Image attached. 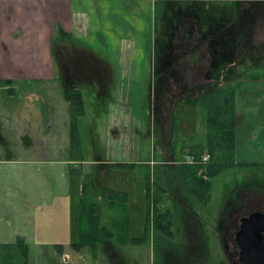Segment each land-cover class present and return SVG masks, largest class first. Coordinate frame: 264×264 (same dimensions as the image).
Masks as SVG:
<instances>
[{
  "label": "rangeland",
  "instance_id": "rangeland-1",
  "mask_svg": "<svg viewBox=\"0 0 264 264\" xmlns=\"http://www.w3.org/2000/svg\"><path fill=\"white\" fill-rule=\"evenodd\" d=\"M154 2L152 5L153 16L158 12V9L163 8L162 5L156 3V1ZM131 3V1H124L116 2L115 5L119 11L124 12L126 7L131 6ZM231 4L233 3L219 6L212 5V8L214 12L223 10L225 13L231 14L233 12L235 14L234 7ZM206 5L211 8V4ZM135 12L134 10L133 14ZM260 13L258 8H253L250 3H246L243 11L245 24L234 30L236 42H242L243 47L249 44L253 47L254 33L258 34V30L254 29V23L255 19L259 18ZM262 14L264 15V13ZM154 18L156 20V17ZM140 21V29L135 31L132 41L124 44L127 47L123 51L127 53V58H124L126 62H130L132 51L136 55L132 61L133 67L136 69L133 73V81L131 83L107 82V87L97 85H80L79 87L84 101L83 109L85 110L84 116L81 117L78 123L80 126L82 123L81 127L78 126V136L81 138V147L85 149L81 153L80 159L82 158L83 163L88 161L89 164L84 166L83 169L77 168L74 175H79L82 178V173L87 175L83 204L91 200L97 201V197L103 198L104 189L126 194V201L123 204L118 203L119 198L117 201L116 196H112L111 200L114 201L117 209H108L105 202H97L100 224L102 225L111 224L112 220H115L116 224H128L131 228L130 236L135 239L148 238L145 229L147 226L149 227L150 238L143 242L142 246L129 245L121 247L132 264H173L175 260L183 262L181 264H231L222 247L221 218L226 216L227 211L235 203L236 192L239 188H250L257 182L264 184L263 178L260 177L262 175L256 170L243 169L241 166L223 168L212 179L209 200L206 203L198 202L193 196L186 193L178 198L173 194L171 188H166L167 194L161 195V197L163 196L162 201L157 204V208L164 213H168L171 222L170 229L173 234L167 238L161 234L154 237L152 232L150 214H147L146 178L150 180L151 186L154 188L153 181L160 176L159 174L163 168L162 164L164 163L161 156L163 151L162 148H159V134L157 133V136L153 130L154 121L160 124L158 117L160 113L158 112L155 115L154 111L160 89V96L165 103L164 108L168 110L171 107L169 101L178 90L175 86L174 75L178 79V74H180L185 79L186 70L177 67L178 70L171 71L169 77L174 82L167 81L164 87L159 86L157 81L151 80L159 69L168 66L166 62L163 63L162 61L163 57L161 55L165 51H157L154 48L155 39L161 41L159 31L161 23L159 20L156 22V32L154 33V20L153 30H150L147 25V17H143ZM262 31L264 30L262 29ZM169 39L170 37L165 42L166 46L169 44ZM180 39L183 40V37H180ZM258 41L259 48H262L260 43H264V41L259 39ZM178 43V37L173 36L171 38L172 47L169 50L172 56L177 53L172 49ZM94 44L96 48L93 52L96 56L104 57L108 55L110 63L114 65L121 59L120 54L122 51H117V49L123 46L122 43L119 42L118 46L112 44L109 48L103 49L100 47L103 41L97 37ZM241 48L242 46H240ZM226 53L230 55L231 52L225 51V55L222 57H227ZM218 54V52L214 53L212 58V61H214L212 63L213 67L216 68V71L210 74V80L212 81L220 75L217 70L223 66L227 67L226 64L217 66L219 62ZM208 60L200 61V63L203 64ZM235 60L239 61L240 59L235 58ZM244 60L247 61L248 59ZM85 64L95 69L100 63L95 59L87 58ZM231 65L233 64H229L228 67ZM189 75L190 72L188 71L187 76ZM40 80L30 79L25 82L26 80L17 78V81L11 85V94L6 92V87L10 86L0 85L1 116L4 117L7 113H11L13 107L22 121V123H18L16 120V129L11 128L8 133L2 132L4 134L2 140L0 139V157L11 156L20 159L68 157L63 148L70 144L69 137L72 133V127L69 126L70 120L67 118L64 125L57 120L52 127L48 128L50 122L47 118L50 112L46 111V104L23 103L20 100L26 97L44 99V97L51 95L62 96V87L59 86L58 90L54 87L58 84L57 81ZM179 82L177 81L176 84ZM167 86H169V89L166 90ZM94 96L97 98H94ZM178 104L175 116L176 130L172 133V143L175 145L172 150L175 155L180 154L181 149L184 147L204 145L206 142L205 129L203 128L205 119L203 108L197 103L180 102ZM243 111H241L242 116H244ZM163 113L164 111L160 114L161 121L166 120V123L167 119L166 116H163ZM61 117L60 115V117L53 118L55 120ZM251 121V119H247V125L241 127L242 134L255 127L250 126L249 128L248 124ZM165 132H167L166 129ZM163 135H161V138ZM244 141L245 139L242 137L241 145ZM70 148L77 149V146L71 145ZM114 163L124 164L118 166ZM169 179H174L178 187L181 185L175 178L170 177ZM79 181L82 184L80 177ZM156 187H158L159 194V188H162V186L157 185ZM253 193V188H250L248 195L254 196ZM80 197L82 198L81 195ZM249 200L250 204L253 203V198ZM228 202L230 206H228ZM57 206V209H51L37 219L38 228L45 227V225H62L64 221L67 224L72 223L75 214L78 212L79 203L71 202V209L68 212L71 213L73 208L74 213L69 217L63 215L61 203H58ZM120 211L124 214L122 218L119 214ZM38 236L40 235L38 234ZM40 237L44 236L41 235ZM85 250L89 253L85 254V257L92 260L95 254H92L89 248ZM51 252V247L48 246L47 252L45 251L47 264H58L59 259L53 258Z\"/></svg>",
  "mask_w": 264,
  "mask_h": 264
},
{
  "label": "crops",
  "instance_id": "crops-1",
  "mask_svg": "<svg viewBox=\"0 0 264 264\" xmlns=\"http://www.w3.org/2000/svg\"><path fill=\"white\" fill-rule=\"evenodd\" d=\"M124 1H131V6L126 7L124 12L119 11L115 3ZM154 1L159 0H0V85L10 86L6 87V92L11 94V85L17 81V78L26 80L25 82L30 79L57 81L58 84L54 86L55 88L62 87V83L66 80L76 83L77 87L80 85L89 86L90 83L96 85L95 82L98 80L109 83H131L136 70L132 61L136 55L132 51L130 62H126L124 58H127V53L123 51L127 46L124 44L133 40L135 31L140 29V20L143 17L148 18L147 25L150 30H153V20L155 26L152 8ZM184 1H199L195 2V5L190 2L189 10L200 9L208 15L206 17L208 19L205 20V29L201 30L197 25V29L192 31V36L197 39L206 37L210 51L213 50L211 46L213 41L217 39L221 41L217 47L221 50L218 51V58L225 55V51L228 50L227 45L231 38L230 26L236 24V28H238L245 24L243 11L246 3L253 6L254 2H257V6H260L258 9L261 13L254 23V29L258 30V34L254 33L253 39L264 41V31H262V29L264 30V15L262 14L264 0H238L242 13L237 19H234L235 14L232 10V13L228 14L223 10L214 12L212 8V5L219 6L234 2H226V0ZM159 4L165 5L164 2ZM206 4H211V8H208ZM231 5L234 7V4ZM134 10L136 12L133 14ZM236 28L232 29L233 33ZM60 31L71 35L75 41H72L73 43L63 42L59 37ZM187 34L190 35V32ZM185 36V39L190 40ZM97 37L103 41L100 46L103 49L109 48L112 44L118 46L119 42L122 43L123 46L117 49V51H122L121 59L114 65L110 63L108 55L100 57V62L103 64L97 68V75L89 76L86 73L90 69H83L84 75L77 74L75 78H66L61 70V65L64 64L63 51H95L94 41ZM162 42L165 47L164 36ZM213 56L214 53H209V60L199 64L205 66L208 71H216L212 64ZM219 65H222L220 61L217 66ZM68 67L67 70L71 72L72 67ZM175 70H178L175 66H164L151 80L157 81L159 86L164 87L167 81L174 82L169 76L171 71ZM223 70L224 68L221 67L217 71L223 72ZM174 76L176 83L180 78L177 79L176 75ZM251 90H254L256 95L254 98L259 96L263 102L264 82H245L239 83L237 86V95L241 104L249 96H252L249 92ZM259 90L261 91L258 94ZM20 100L23 103L46 104L45 109L50 112L47 118L50 122L48 128L52 127L57 120L63 125L67 118L70 120L68 107H66L67 102L62 96H46L44 99L26 97ZM242 106L244 111L238 107L237 112L241 114L243 111L245 122L247 110L244 105ZM12 110L4 117L0 114L1 140L4 134L2 132L8 133L11 128L16 129V120L18 123H22L17 111L13 107ZM238 113L236 116L235 159L239 162H263L264 147L261 146L264 144V132L254 135L253 132L247 131L242 134L239 125L243 124V121L238 124ZM60 115L61 118L54 120L53 117H60ZM263 116L264 106L259 109V118L264 119ZM76 120L78 124L80 120ZM245 125H247L246 122ZM78 126L81 127L82 123L81 126L79 124ZM242 137L245 139L243 145H241ZM67 146L63 148L67 152V158L0 157V246L13 245L18 238L23 239L27 247L28 264H47L45 251L47 252L48 246L51 247L52 257L59 259L58 264H132L121 247L142 246L143 243H128L127 238L118 233V229L120 230L122 227L115 225L113 220L111 224L99 225L100 230L104 231V235L100 236L97 247L80 248L76 246L80 241L79 199H81L82 184L79 177L83 182L85 174L82 173L83 178L74 174L77 168L83 169L89 163H87L88 161L79 162L82 160V158L80 159L81 153L85 151L81 145L77 146V149H71L70 142ZM259 148L261 149L259 150ZM71 169H74V174H71ZM72 201L79 203L78 212L72 223L67 224L64 221L62 225H45V227L38 228L37 219L45 215L47 211L57 209L58 203L62 205L63 215L68 217L73 215V208L69 213ZM97 201L105 202L108 209L113 208L108 199L97 197ZM46 216L51 217L50 215ZM124 230L128 232L130 238H133L130 236V226ZM38 234L44 237L41 238ZM86 248L91 249L92 254H95L92 260L85 257V254H89L85 250Z\"/></svg>",
  "mask_w": 264,
  "mask_h": 264
},
{
  "label": "trees",
  "instance_id": "trees-1",
  "mask_svg": "<svg viewBox=\"0 0 264 264\" xmlns=\"http://www.w3.org/2000/svg\"><path fill=\"white\" fill-rule=\"evenodd\" d=\"M234 2L235 17L237 19L242 10L239 9L238 0H226V2ZM166 3V4H175L177 3L180 10H185L189 12L190 2L193 4L199 1H156V3ZM204 2V1H200ZM195 5V4H194ZM258 3L254 2L253 8H259ZM188 8V9H187ZM187 9V10H186ZM159 10L154 17L156 19L159 15ZM264 10V9H263ZM264 13V11L262 12ZM155 19V18H154ZM208 19V18H206ZM157 22V21H156ZM237 25L233 24L230 26V35L229 44L227 45L228 50L231 51L230 55L227 57H220L219 61L222 64H233L230 67H227L220 72V75L214 80H210V76L204 79L206 82H210V86H214L212 90L204 94L201 100L197 103L199 104L205 114V119L203 123V128L205 129V139L206 142L204 145L198 144L193 146L184 147L181 149L182 155H187L193 158V162L190 164L170 165L172 160H168V157H163V160H166V165L162 169L160 176L153 181L154 188L151 186V182L146 178V196L148 201V211L147 214H150V222L152 224V232L155 236L159 234L167 237L172 236L171 232V222L169 220V215L167 212H163L157 208V204L162 201L161 193L163 192L162 188H159V194L156 187L161 185L165 181H169L170 177L178 180L184 188V192L193 196L198 202L206 203L209 200V193L212 186V179L218 175L223 168H230L233 166H241L243 169H253V170H264L263 164L258 163H238L235 160V105H234V90L235 85L238 81H256L264 80V59L255 60L252 58H245L249 60L245 61H236L235 58H238V53L234 51H243L244 47L240 49V42H236V37H234L233 28H236ZM156 30V27H155ZM59 37L63 42H72V37L67 33L60 31ZM221 41L218 39L213 41L211 46L213 50L211 51H221L217 49ZM253 47L255 51H264V44L262 48H259L258 40H254ZM226 51V52H227ZM255 60L256 62H254ZM224 67V66H223ZM210 72V71H209ZM209 86V87H210ZM80 97L79 94L75 96ZM77 97L79 102L80 98ZM72 112L76 113L81 110L82 103L73 100ZM78 105V106H77ZM77 120L75 118L70 119V127H72V133L70 134V142L73 146L81 145V138L78 136V127ZM174 146V143H171V148ZM160 145V144H159ZM165 149V147H163ZM165 151L163 150L162 155ZM166 154V153H165ZM207 154L209 160L206 163L201 161V157ZM162 160V161H163ZM79 162H83L80 160ZM169 162V163H168ZM115 164V163H114ZM121 163L115 165L121 166ZM74 172V169H71V174ZM74 174V173H73ZM86 177L82 182L81 196L80 199V215H79V224H80V241L76 246L95 248L97 247L100 236L104 235V231L99 228L100 225V214H99V205L96 201H87L86 204H83L85 189H86ZM149 177V176H147ZM165 179V180H164ZM156 187V188H155ZM112 196H116L122 203L126 201V194L123 192H116L110 189H104L103 199H108L109 204L117 209L116 204L112 201ZM121 205V204H118ZM150 207V210H149ZM152 207V209H151ZM120 210V209H119ZM121 218L124 216L121 211L119 212ZM127 215V213H126ZM113 223L117 226H121L122 229H118V233L122 236L124 235L127 238L128 243H143L149 239V227L147 226L148 238L146 239H134L128 236V232L124 229L128 227V224H116V221L113 220ZM79 248V249H80ZM0 264H28V254L27 247L23 242V239L18 238L13 245H1L0 246Z\"/></svg>",
  "mask_w": 264,
  "mask_h": 264
},
{
  "label": "flooded vegetation",
  "instance_id": "flooded-vegetation-1",
  "mask_svg": "<svg viewBox=\"0 0 264 264\" xmlns=\"http://www.w3.org/2000/svg\"><path fill=\"white\" fill-rule=\"evenodd\" d=\"M177 1H184V0H177ZM164 4L165 5H162L163 8L159 10L160 15H158V18L155 20V27H156V21L158 22L159 20L161 23V26L159 28L161 41L159 42L158 40L155 39L154 48L157 51H165L161 56L163 57L162 59L163 63L166 62L168 64V67L175 66L176 68L178 67V69H185L186 71H185V79L182 77V75L177 73L179 75L180 82L177 84L175 83V86L178 90L176 91V94H174V96L171 97L170 99L171 101H169L171 103V107H169L168 110L167 108H164L165 103L162 100V97L160 96L161 95V89H160L158 102L156 103V109L154 108L155 109L154 112L155 115H157L158 112L161 114L164 111L163 116H166L167 122L165 123L166 120L162 122L161 121L162 119L159 114L158 117L160 119L159 121L160 124H157V122L154 121L153 130L157 136L159 134L158 136V142L160 143L159 148L160 149L162 148V151L167 150L165 151L166 154L164 153V155H162L161 153V156L162 157L169 156V158L167 159L173 161L170 162V165H174L176 167L177 165L183 164L184 163L183 159L185 156H187V155H182V153L175 155L172 150L175 145L172 148L170 146V144L172 143V133L176 130V123H175L176 108L179 105L178 103L180 102H187L194 104L198 103L205 93L213 89L214 86L213 85L210 86L209 85L210 82H206L204 80L210 76L211 71L209 72L208 70H206L205 66H202L199 63L200 61L208 60L209 53L211 52L217 53L218 51L209 50L208 47L209 44L208 41L206 40V37L197 39V37L192 36L193 34L192 31L194 29H197V25H199V28L201 30L205 29V25H206L205 20L208 15H206L200 9H194V10H189V12H185V10H180V7L177 6V3L175 4L164 3ZM155 27H154V33L156 32ZM187 32H190V35H188ZM184 35H186L185 37L189 38L190 40L185 39ZM163 36L165 37L166 41L170 37L169 44L165 47H163V42H162ZM173 36H177L179 40V43L176 44L175 48L172 49L177 51V53L174 56H172L169 51L170 48L172 47L171 38ZM180 37H183V40L180 39ZM72 41H75L73 37H72ZM240 44L243 47L242 42H240ZM244 47L245 48L243 49V51H239V52L234 51L238 53V60L240 59L239 61L243 62L245 61L244 60L245 58H252V57H254L255 60H258L259 58L264 59V51H255L254 49H252L251 44L246 45ZM62 58L64 60V64L61 65V70H62V74L66 78H75L77 74H79L80 76L84 75L85 71L83 69H90V71L86 73L89 76L97 75L98 74L97 68L102 66L103 64V62L102 63L100 62L99 59L100 57L96 56V54L93 51H63ZM87 58H91L99 61L100 63L99 66L96 67L95 69L91 68V66H86L85 61ZM255 60L253 61L256 62ZM68 66L72 67L71 72H69L70 70L69 71L67 70V68H69ZM227 67L224 66L223 68L225 69ZM188 71L190 72L189 76H187ZM245 82L248 83L264 82V80H256V81L240 80L236 83L234 90L235 136L237 130V121H236V116L238 113L237 111H238V107L240 110H243L242 105H244V108L247 110L246 113L247 119L252 120L248 124L249 128L250 126L251 127L255 126L252 130L249 129V132H253L254 135L264 132V119L259 118V109H261V107L264 106V100L262 102L259 96L254 98V96L256 95L254 94V90H251L249 92H251L250 94L252 96H249V98H247L246 101L244 100L242 104L239 101V96L237 95V86L239 83L243 84ZM95 83L97 86L107 87L106 86L107 82H102L98 80ZM90 85L93 84L90 83ZM57 88L56 90H58ZM165 89L167 90L169 89V87L168 88L166 87ZM62 90H63L62 97L67 102L66 107H68L69 119L75 118L80 120L81 117L84 116L85 110L83 109L84 101H83L82 93L79 90V87L76 86V83L66 80L65 82L62 83ZM79 93H80V97L79 95L75 96V94H79ZM51 96L56 97L54 95ZM77 97L80 98L79 102L82 103V107L80 111L73 113L72 112V108L74 104L73 100L79 103ZM94 98L97 97L94 96ZM238 114H239L238 124L239 122L242 123L243 121V124L239 125L241 129V127L245 125L247 119L244 122V116L242 117L240 113ZM165 129L167 130V132L164 133ZM162 134H164L165 136L163 135L161 138ZM163 147H165V149H163ZM165 161L166 160H164L163 162L166 163ZM236 162L258 163L264 165V161L239 162L236 160ZM164 163L162 164L163 168L164 165L167 164ZM184 164H188V163H184ZM257 172H259L262 175L260 177L263 178L264 180V170L261 168V170H257ZM176 185L177 184L174 179L165 181L162 185L163 192L161 193V195L164 196V194L167 192L166 188L167 189L171 188L173 194L176 197L178 198L180 196L182 197L185 194L184 188L182 185H180L179 187L178 185L177 186ZM250 188H253L254 196L248 195ZM250 188H246V189L239 188L237 190L235 203H233V206L227 211L226 216L225 217L223 216L224 219L223 217L221 218L220 229H221L222 247L226 254L227 259L229 260V262H231V264H245L241 260V255H240L241 248L237 242V237H236V234L240 231L242 220L256 213H260L264 215V184H259L257 182L254 186H251ZM250 198H253V203L251 202V204L249 202ZM228 206H230V203L228 204ZM181 263L183 262L175 260L173 264H181Z\"/></svg>",
  "mask_w": 264,
  "mask_h": 264
},
{
  "label": "water",
  "instance_id": "water-1",
  "mask_svg": "<svg viewBox=\"0 0 264 264\" xmlns=\"http://www.w3.org/2000/svg\"><path fill=\"white\" fill-rule=\"evenodd\" d=\"M236 237L242 262L264 264V215L256 213L243 219Z\"/></svg>",
  "mask_w": 264,
  "mask_h": 264
},
{
  "label": "built area",
  "instance_id": "built-area-1",
  "mask_svg": "<svg viewBox=\"0 0 264 264\" xmlns=\"http://www.w3.org/2000/svg\"><path fill=\"white\" fill-rule=\"evenodd\" d=\"M208 160H209V156H208L207 154H205V155H203V156L201 157V161H202L203 163L208 162ZM183 161L186 162V163H188V164H190V163H192L194 160H193V158L190 157V156H185L184 159H183Z\"/></svg>",
  "mask_w": 264,
  "mask_h": 264
}]
</instances>
